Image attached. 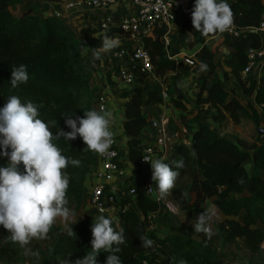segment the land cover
<instances>
[{
    "label": "trees",
    "instance_id": "trees-1",
    "mask_svg": "<svg viewBox=\"0 0 264 264\" xmlns=\"http://www.w3.org/2000/svg\"><path fill=\"white\" fill-rule=\"evenodd\" d=\"M25 2L26 0H0V108H3L10 96L16 95L22 103L30 100L39 105L42 120L57 122L55 128L50 129L53 134L58 128L70 131L62 114L74 113L73 118L83 117L85 111L93 110L97 100L96 88L91 84L93 70L80 54L81 42L91 50L95 48L92 45L95 38H102L104 34L114 37L126 34L114 26L109 27L105 33L100 31L97 28L98 18L92 13L74 17V20L85 21L86 24L72 30L63 19L53 14H38L37 5L21 7ZM227 2L234 13L233 25L239 30L237 37L224 32L207 36L197 32L191 20L195 0H189L184 13V16L188 15V20L181 18L174 25L172 52L178 53L180 47H198L195 67L167 57L161 41L163 29L139 38L142 48L149 53L154 76L163 77L172 73V79L177 80L190 70L201 71V63L208 65V70L202 71L208 77L199 82L193 99L197 111L192 116L191 125L181 124L187 129L185 136L188 142H174L165 163L174 167L173 160H178L181 156L185 159L186 167L179 170L180 176L170 195L180 214L195 221L197 214L206 210V201L211 199L212 206L225 219L214 227L211 239L194 231H171L159 237L149 229L160 205L146 196L133 178L129 177L118 188L126 192L134 188L135 192L133 195L117 197V210L111 216L118 219L127 236V244L120 246L122 251L118 254L122 264H142L145 260L155 264H180V261L186 264H221L222 254L219 257L214 252L210 246L211 240L218 243L220 251L235 247L246 250L251 255H258L262 250L264 140L255 141L248 146L242 140L220 135L202 120V115L205 114L217 124L227 119L235 125L247 120L255 128L264 124V75L257 78L251 75L246 78L241 76L248 63L247 52L250 49L264 51V33L252 30L261 22L264 0ZM189 36H192V40L187 43ZM217 38V44L210 41ZM217 54L220 55V67L225 69L223 71L216 65ZM21 64L27 66L29 79L27 83L13 88L10 84L11 70ZM119 68L120 65H116L106 72L110 84ZM129 69L134 74V83L117 94L119 99L125 100L121 104L126 145L123 161L131 166H139L143 154L141 132L148 123L143 110L152 111L153 105H161L164 100L160 88L147 86L146 82L150 77L147 73L140 72L132 65ZM220 73L222 78L219 77ZM230 78L236 81L238 92L226 88L225 82ZM165 92L167 102H170L173 109L183 112L187 110V103L190 101L183 90L174 86V89L168 87ZM167 126L170 132L176 130L171 127L169 120ZM54 143L62 149L63 155L81 161L80 166L69 165L65 170L70 176L66 193L68 206L77 214L88 199L84 183L87 175L97 165L98 153L84 150L87 146L79 136L70 141L61 138ZM7 163V158L0 156V167L7 166ZM19 167L23 172V163ZM240 178H243V183L238 182ZM186 179L190 180L192 186L182 183ZM153 186H156L155 182ZM95 217V214L82 217L71 225L76 239L69 237L64 229L58 230L55 225L50 229L48 239H33L29 247L39 251V259L26 256L24 249L12 242L8 230L0 225L3 241L0 245V264H65L66 260L74 262L77 258H83L91 251V225ZM142 235L155 242L153 247L145 249L141 246L139 236ZM108 254L101 250L99 264H106ZM162 256L165 263H162Z\"/></svg>",
    "mask_w": 264,
    "mask_h": 264
},
{
    "label": "clouds",
    "instance_id": "clouds-1",
    "mask_svg": "<svg viewBox=\"0 0 264 264\" xmlns=\"http://www.w3.org/2000/svg\"><path fill=\"white\" fill-rule=\"evenodd\" d=\"M191 20L194 29L207 36L228 30L234 22V13L227 0H195ZM119 46V37L104 34L101 46L91 49L92 56L94 60H100L102 53L111 52ZM80 47L81 55H86L90 49L82 42ZM200 69L207 71L208 65L201 63ZM28 79L26 65L21 64L11 70L10 84L13 88L27 83ZM39 107L30 100L22 103L18 96L12 95L0 108V156L8 160L7 166L0 167V225L8 230L9 239L24 249L26 256L37 259L39 251H34L29 245L33 239H48L57 218H60L66 234L76 239L71 225L78 220L75 210L68 206L66 193L70 176L65 170L69 165L80 166L81 161L63 155L62 149L54 141L61 138L70 141L79 136L87 146L84 150L101 155L106 154L115 143L114 133L109 130L110 112L93 109L85 111L83 117L75 118L74 113L62 114L70 131L58 128L53 134L50 129L55 128L57 122L42 120ZM166 159L144 158V162L151 164V179L163 200L171 195L180 176L179 170L186 167L183 156L172 161L174 167L165 163ZM21 163L23 172L19 167ZM238 182L243 183V178ZM215 216L212 208L197 214L192 223L194 232L210 237L211 221ZM91 232V251L74 262L66 260L65 264H99L101 250L109 253L106 264H122L118 254L122 251L120 246L127 244V236L118 219L97 215L93 218ZM139 239L145 249L153 247L155 243L147 236H139ZM180 264L186 262L180 261Z\"/></svg>",
    "mask_w": 264,
    "mask_h": 264
},
{
    "label": "built area",
    "instance_id": "built-area-1",
    "mask_svg": "<svg viewBox=\"0 0 264 264\" xmlns=\"http://www.w3.org/2000/svg\"><path fill=\"white\" fill-rule=\"evenodd\" d=\"M124 0H62V6L65 11H73L75 13H97L98 25L97 28L106 32L111 27L119 28L128 39L133 42H139L141 36L152 34L157 29H163L164 35L161 38L163 42L166 55L169 59L175 62H181L183 65L195 67V58L198 47L189 51H179L173 53V41L171 36L174 34V25L179 20L178 18L186 12L189 0H130L132 12L122 13L114 16L106 11H109L116 4ZM232 1V0H228ZM53 15L62 19V12L55 10ZM254 32L264 33V8L262 10L261 22L257 28H252ZM224 33L237 37L239 30L232 24V26ZM116 35L115 37H117ZM192 37H187V39ZM111 58L122 62L116 76L117 80L129 87L134 83V74L129 69L132 65L137 67L140 72L147 73L149 76H154V66L151 62L149 53L144 50L141 44H137L129 49L118 48L111 54ZM248 63L241 73L242 78H246L255 73L257 69V76L264 75L263 50L250 49L247 52ZM162 98L164 101L168 100L165 90L161 89ZM96 110L98 112L103 109L106 111V99L100 95L96 100ZM167 120L161 118L160 120L148 121L147 125L154 132V142L152 145L143 147V154L140 164L148 165L150 163L144 162V158L148 160L156 158H166L171 145L176 141L188 142L186 138L187 129L183 126L179 127L173 135H170ZM257 135L260 140H264V124L257 128ZM173 137H177L173 140ZM111 146L106 154H98L97 165L92 172V184L89 188L87 203L94 214H104L107 217L114 216L116 213L115 201L119 196L133 195L134 188H130L127 192L120 191L115 185V178L117 174H121V166L119 159V150L117 141ZM153 180L139 188L144 191L145 195L154 200L158 205H163L169 212L177 214L178 210L171 201H165L159 197L156 186H153ZM142 264H155L147 260Z\"/></svg>",
    "mask_w": 264,
    "mask_h": 264
},
{
    "label": "rangeland",
    "instance_id": "rangeland-1",
    "mask_svg": "<svg viewBox=\"0 0 264 264\" xmlns=\"http://www.w3.org/2000/svg\"><path fill=\"white\" fill-rule=\"evenodd\" d=\"M14 12H17L16 9H14ZM80 25H85V22L84 21L72 22L70 28L75 29L76 26H80ZM91 25H96V24L91 23ZM171 39H172V37H171ZM210 41H213V42H215V44H217L219 42V38L213 39ZM101 42H102V38H99V39L96 38L93 40L92 45L95 46V48H99L101 46ZM135 45H136V42H133L131 45V40L130 41H124V40L120 39V46L119 47L113 49L111 52L102 53V55H101L103 57L102 60H95L96 66L99 68H101V67L103 68L102 65L105 61L106 64H108L111 67L112 64H115L117 62L116 60L111 58V54L114 50H116L118 48L129 49L130 47H133ZM190 48L191 47H183V48L180 47L179 51L190 49ZM89 51H91V50L89 49ZM219 58H220V55L217 54L216 55V65L218 67H220V63L218 61ZM92 59H94L93 56H92ZM220 70L223 71L225 69L220 67ZM172 75H173L172 73H167L163 77L150 76L149 79H147L146 84H147V86L160 88L162 90H165L168 87H169V89L172 90V89H174V86H175V88H180V90H183L185 95H187V96L189 95L188 99L190 102L187 103V110H185L184 112H177V111L173 112V108L171 107L170 102H166L165 107L164 108L162 107V109H153L152 110L153 117L155 118L154 120H160L161 119L160 116L162 115V118H165L167 120V122H168V120H169V123L171 122V125H172L171 127L176 128V130L174 131V132H176L179 128L176 127V125L174 123H172V122H174L175 119L178 120V122L180 124H186V125L191 124L192 116L197 111L196 110L197 107L195 106L194 101H193V99L195 98L194 97L195 93L197 92V85L199 84V82L206 79L208 77V75L203 73L200 70L199 71L190 70L187 74L183 75L182 77H180L177 80H173ZM219 77L222 78L221 73L219 74ZM234 83H235V81L232 78V79H230V81L225 82V86L229 91H234L233 90L234 89ZM235 92H237V91H235ZM95 104L93 106V109L96 110ZM202 120L205 123L212 125L211 122H213V121L211 120V118L209 116L203 114ZM218 125H219L218 128L223 130V133L226 136H228L230 139L242 140L248 146H250L255 141L256 142L261 141L257 135V128L260 125L257 128H255L254 125L250 121L243 120L239 124L235 125L230 120L227 119ZM169 133H170V135H173L172 134L173 132L169 131ZM176 139H177V137H173V140H176ZM92 172L93 171H91V173L89 175H87L85 183H84V187L87 190V192H89V188L92 184ZM189 181L190 180L186 179L182 183L184 185H187V186H189V185L192 186V184H190ZM189 193H191V192H189ZM165 201H171V197L169 196ZM86 203H87V201H86ZM87 206L90 209L89 205H87ZM207 207L212 208L214 210V207L210 203L207 205ZM92 212L93 211L91 210L90 213H92ZM215 212H216V216L211 221L212 235L209 237V236L205 235L204 233H202L206 238H209V239H211L213 237L214 227L222 222V219L217 214V211H215ZM82 213H83V211L78 212L76 214V219H79L82 216ZM194 222L195 221L192 218L184 217L179 212L177 214H173V213L169 212L163 205H161L160 209H159V213L157 215H155V218L152 221L153 225L149 230L151 232H157L159 234L166 232V231H169V230H175V231H179L182 233H191L194 231L193 224H192ZM54 225H55V227L58 228V230L64 229L60 218H57V221ZM8 235H9V233H8ZM2 244H3V241H2V237L0 235V245H2ZM210 246L213 248L214 252L217 253V251H218L217 248H219L218 243L214 240H211ZM231 249L233 250V252H236L237 255H239L240 252L243 253L242 250H238L235 247H231L230 249L222 250L221 251L222 256L220 258L222 259V261H227V263L225 262L224 264H230L231 263L232 259H231V256L229 255V252H228V250H231ZM251 258L255 259V260L259 259L256 256H252ZM161 260H162V263H165V261H166L163 258V256L161 257Z\"/></svg>",
    "mask_w": 264,
    "mask_h": 264
},
{
    "label": "crops",
    "instance_id": "crops-1",
    "mask_svg": "<svg viewBox=\"0 0 264 264\" xmlns=\"http://www.w3.org/2000/svg\"><path fill=\"white\" fill-rule=\"evenodd\" d=\"M29 4L37 5L38 6L37 13L40 15H43V16L48 15V14H53V12L55 10L61 11L62 12V19L65 21L68 28H70L72 22H81L79 20H74V17H76L80 14H83V13H75V12L70 11V10L65 11L63 6H62L61 1L55 2L54 0H26L25 4L22 5L21 7H26ZM127 12H132V6L130 5V0H124L123 2L116 4L109 11H106L105 13H108V14H111L114 16H118L122 13H127ZM84 13L90 14L89 12H84ZM92 14L98 16L97 13H92ZM181 16H184V14ZM181 16L178 18L179 21L181 20V18H183L184 20H188V15H185L184 17H181ZM85 24H86V22H85ZM94 24H96V23H94ZM97 25H98V22H97ZM72 30H75V29H72ZM117 37H119V39H122L124 41H130V39H128L127 36L118 35ZM190 37H192V36H190ZM191 40L186 39V42L189 43ZM132 43H133V41L131 40V45H132ZM136 43L139 44L138 41ZM194 48H197V47L193 46L190 49H186V50H182V51H189V50H192ZM91 53H92L91 51H88L86 55H84V56L82 55L83 60L93 70V76H92V83L91 84L93 85V87L96 88L95 95L97 97L102 95L106 99V108H107L106 112H110L112 114L109 130L114 133V138L117 141L118 150H119V159H120V166H121L122 171H121L120 175L119 174L116 175L115 185L118 187L122 182H124L125 179H127L129 177H132L133 180L136 182V184L139 186L147 185L152 181V179H151V177H152L151 164H148V165L140 164L139 166H131L127 161H123L125 159L126 145H125V137H124L123 128H122L123 110L121 108V104L125 100L119 99L117 97V94L119 92H121L122 90H126L127 87L122 85L117 80L116 77L112 78V83L110 84L107 81V77H106V72L108 71V69H110L111 67L116 66V65H121L122 62L117 61L115 64H112L110 67L104 61L103 65H102L103 68L102 67L99 68L96 66L95 60L92 59ZM102 59H103V57L101 56L100 60H102ZM257 75L258 74H257V69H256L255 73L252 74L251 76H255L257 78L258 77ZM230 79H232V78H230ZM230 79L228 81H230ZM233 90L238 92V86H237L236 81L234 83V89ZM166 102L167 101H164V103L161 105H153V108L154 109H162V107L163 108L165 107ZM175 111L183 112L180 110L173 109V112H175ZM143 114L145 117H147L148 121L155 119L153 117V113L151 110L145 109V110H143ZM160 118H162V115L160 116ZM172 123H174L176 125V127H178V128L181 127V124L176 119ZM211 124L212 125H210V124H208V125L210 127H212L214 130H216L217 132H219L220 135L226 136L223 133V130L218 128L219 125L217 123L211 122ZM226 137H228V136H226ZM141 138H142V147L153 144L154 132L152 131V129L148 125L141 132ZM211 201H212L211 199H208L206 201V209H209L207 207V205L209 203L211 204ZM87 205L88 204L86 203L83 206V209L81 210V211H83V213H82V216L80 218L87 217V216H94V214L90 213L91 210L88 208ZM214 210L217 211V214L221 217V219L223 221L225 219V217L215 208H214ZM158 213H159V211H158ZM262 229L264 230V227H262ZM171 231L179 232V231H175V230H169V231L163 232L161 234H159L157 232L156 233L158 234L159 237H162L164 234H167ZM180 233H182V232H180ZM261 249L262 250H261L260 254H258V255H251L246 250H242L243 253L240 252L241 254L239 253L238 256H236L237 253L233 252L232 249L228 250L229 255L231 256V259H232L230 264H264V243L261 245ZM217 250L218 251L216 254H218V256L220 257V254H222V252L219 250V248H217ZM232 253H234V254H232ZM252 256H256L259 259H257V260L252 259L251 258ZM220 262H221V264H224L225 262L227 263V261H222L221 258H220Z\"/></svg>",
    "mask_w": 264,
    "mask_h": 264
},
{
    "label": "water",
    "instance_id": "water-1",
    "mask_svg": "<svg viewBox=\"0 0 264 264\" xmlns=\"http://www.w3.org/2000/svg\"><path fill=\"white\" fill-rule=\"evenodd\" d=\"M187 40H190L189 38Z\"/></svg>",
    "mask_w": 264,
    "mask_h": 264
}]
</instances>
